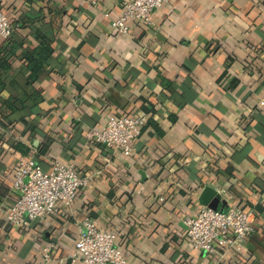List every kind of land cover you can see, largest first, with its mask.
I'll use <instances>...</instances> for the list:
<instances>
[{
  "label": "crops",
  "instance_id": "1",
  "mask_svg": "<svg viewBox=\"0 0 264 264\" xmlns=\"http://www.w3.org/2000/svg\"><path fill=\"white\" fill-rule=\"evenodd\" d=\"M125 1L0 0L19 23L0 38V206L16 196L20 159L97 172L45 218L15 226L0 209V264H70L85 216L126 264H264V0H166L122 33L112 21ZM38 34L51 51L29 82ZM138 110L133 151L93 143L109 118ZM206 204L254 210L241 248L193 247L182 218Z\"/></svg>",
  "mask_w": 264,
  "mask_h": 264
},
{
  "label": "built area",
  "instance_id": "2",
  "mask_svg": "<svg viewBox=\"0 0 264 264\" xmlns=\"http://www.w3.org/2000/svg\"><path fill=\"white\" fill-rule=\"evenodd\" d=\"M96 6L102 0H88ZM166 0H126L123 11L113 19L112 26L118 31H128L133 20L145 25L151 23L155 8ZM6 14L0 9V38L6 40L14 30ZM264 110V99L260 101ZM147 121V114L138 110L133 115L109 118L104 127L91 132L95 144L105 145L111 152L129 153L131 145ZM96 171L80 172L73 163L53 161L43 169L34 157L18 160L12 186L16 196L10 206L1 204L0 209L7 222L22 226L24 219L35 221L47 217L59 204L69 206L78 192L93 180ZM1 215V214H0ZM254 210L229 207L219 211L209 205L203 206L195 215L184 216L182 223L195 249L215 255L230 248L239 249L254 231ZM75 252L69 254L70 264H126L123 253L115 246L114 235L99 227L95 218L85 216L81 221ZM49 248H44L48 252Z\"/></svg>",
  "mask_w": 264,
  "mask_h": 264
},
{
  "label": "trees",
  "instance_id": "3",
  "mask_svg": "<svg viewBox=\"0 0 264 264\" xmlns=\"http://www.w3.org/2000/svg\"><path fill=\"white\" fill-rule=\"evenodd\" d=\"M14 24H15V27H14V30H15L16 27L19 26V23H14ZM14 30L12 31L10 37L6 40H9L11 38ZM37 37L39 39V45H41L40 48L38 50H35L32 53L24 54L25 62L31 72L29 75V82L35 78L36 71L38 70V68L40 67L41 63L46 58V56L49 55L48 53H50L51 51L50 49L47 48L48 39L45 36L40 35V34H38ZM6 67H7L6 62L3 60L0 63V68L1 70H4ZM3 86H4V82L0 79V87L2 88ZM3 105L6 106L10 110H15V109H18L17 107L18 105L20 106L22 105V102L15 97L14 98L7 97L5 100H3Z\"/></svg>",
  "mask_w": 264,
  "mask_h": 264
},
{
  "label": "water",
  "instance_id": "4",
  "mask_svg": "<svg viewBox=\"0 0 264 264\" xmlns=\"http://www.w3.org/2000/svg\"><path fill=\"white\" fill-rule=\"evenodd\" d=\"M212 193H214V192H212ZM207 203V202H206ZM206 205H208V204H206ZM210 206V205H209Z\"/></svg>",
  "mask_w": 264,
  "mask_h": 264
}]
</instances>
